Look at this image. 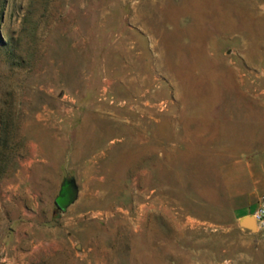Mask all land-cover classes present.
I'll return each instance as SVG.
<instances>
[{
	"label": "rangeland",
	"instance_id": "1",
	"mask_svg": "<svg viewBox=\"0 0 264 264\" xmlns=\"http://www.w3.org/2000/svg\"><path fill=\"white\" fill-rule=\"evenodd\" d=\"M258 205L264 0H0V264H219Z\"/></svg>",
	"mask_w": 264,
	"mask_h": 264
},
{
	"label": "crops",
	"instance_id": "2",
	"mask_svg": "<svg viewBox=\"0 0 264 264\" xmlns=\"http://www.w3.org/2000/svg\"><path fill=\"white\" fill-rule=\"evenodd\" d=\"M237 234L243 242L234 250L232 257L222 258L219 264H264V240L260 239L258 233L242 231ZM221 236L223 242V235ZM222 252L221 254H225V251Z\"/></svg>",
	"mask_w": 264,
	"mask_h": 264
},
{
	"label": "water",
	"instance_id": "3",
	"mask_svg": "<svg viewBox=\"0 0 264 264\" xmlns=\"http://www.w3.org/2000/svg\"><path fill=\"white\" fill-rule=\"evenodd\" d=\"M78 196V187L73 178H63L57 195L54 199V204L59 211H64L67 207L75 202ZM239 226L248 231L255 232V224L251 215H245L240 218Z\"/></svg>",
	"mask_w": 264,
	"mask_h": 264
},
{
	"label": "built area",
	"instance_id": "4",
	"mask_svg": "<svg viewBox=\"0 0 264 264\" xmlns=\"http://www.w3.org/2000/svg\"><path fill=\"white\" fill-rule=\"evenodd\" d=\"M251 217L255 224V232L264 237V205H258L251 213Z\"/></svg>",
	"mask_w": 264,
	"mask_h": 264
}]
</instances>
